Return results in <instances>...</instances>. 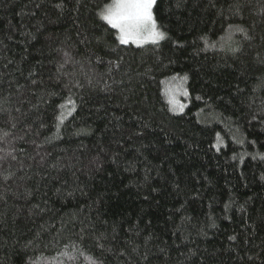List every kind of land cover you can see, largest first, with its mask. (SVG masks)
Masks as SVG:
<instances>
[{"label":"trees","instance_id":"16d2710c","mask_svg":"<svg viewBox=\"0 0 264 264\" xmlns=\"http://www.w3.org/2000/svg\"><path fill=\"white\" fill-rule=\"evenodd\" d=\"M111 2L0 0V264H264V0Z\"/></svg>","mask_w":264,"mask_h":264},{"label":"snow or ice","instance_id":"6c2138e0","mask_svg":"<svg viewBox=\"0 0 264 264\" xmlns=\"http://www.w3.org/2000/svg\"><path fill=\"white\" fill-rule=\"evenodd\" d=\"M155 2L156 0H115L112 6L102 12L101 19L119 30L121 44L127 43L129 37L143 38L145 34L155 41L163 38V33L156 30L153 20L152 8Z\"/></svg>","mask_w":264,"mask_h":264},{"label":"rangeland","instance_id":"374dc122","mask_svg":"<svg viewBox=\"0 0 264 264\" xmlns=\"http://www.w3.org/2000/svg\"><path fill=\"white\" fill-rule=\"evenodd\" d=\"M114 3H115V0H112V2L101 11L100 18H101L102 12L107 7L112 6ZM113 29L117 32L118 41L120 42L119 36L121 34H120L119 30L118 29H115V28H113ZM156 30L159 33H161L157 29V26H156ZM161 40H163V38L156 39L155 41H153L152 38L148 37L145 34V36L143 38H137L135 36L129 37L128 38V42L125 43V45L126 44H130V45H134V46H144V45H150V44L159 43ZM163 91H164V94L166 96V101L169 104V107H170L171 111L174 114H181L184 111V109L186 107V104H187L186 91H185V89L182 88V81L181 80H178V79H170V80H167L164 83V85H163ZM183 100H184V102H183Z\"/></svg>","mask_w":264,"mask_h":264}]
</instances>
